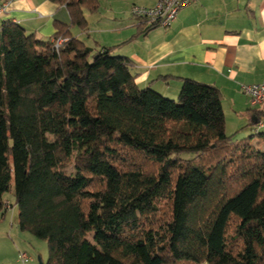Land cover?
<instances>
[{
	"label": "trees",
	"instance_id": "trees-1",
	"mask_svg": "<svg viewBox=\"0 0 264 264\" xmlns=\"http://www.w3.org/2000/svg\"><path fill=\"white\" fill-rule=\"evenodd\" d=\"M49 1L70 15L52 40L0 26V223L14 182L47 264H264V109L233 141L217 86L140 88L121 45L71 33L99 0Z\"/></svg>",
	"mask_w": 264,
	"mask_h": 264
},
{
	"label": "crops",
	"instance_id": "crops-1",
	"mask_svg": "<svg viewBox=\"0 0 264 264\" xmlns=\"http://www.w3.org/2000/svg\"><path fill=\"white\" fill-rule=\"evenodd\" d=\"M159 1L99 0L95 15L84 10L91 27L71 33L90 47L121 45L115 54L134 62L132 74L142 89L177 99L183 79L213 84L223 93L225 116L230 109L236 119L251 120L241 86L264 80V0H204L181 10L169 28L146 31L150 25L133 17L131 8H152ZM6 20L49 41L57 33L55 22L69 24L70 15L49 0H12L0 26Z\"/></svg>",
	"mask_w": 264,
	"mask_h": 264
},
{
	"label": "rangeland",
	"instance_id": "rangeland-1",
	"mask_svg": "<svg viewBox=\"0 0 264 264\" xmlns=\"http://www.w3.org/2000/svg\"><path fill=\"white\" fill-rule=\"evenodd\" d=\"M4 1V0H3ZM95 15V13H91ZM94 24H92L93 27ZM91 27L90 23L87 24V28ZM93 29V28H91ZM91 47H95V44ZM250 103V102H249ZM252 109L262 110V106L250 107ZM247 109V108H245ZM234 111V110H233ZM238 117L237 119L231 115L230 109L226 114V133L232 137L233 141H242L248 138L252 131L249 118ZM264 118V116H262ZM257 147V142L255 143ZM69 174L74 173V168L71 165L67 168ZM5 201L8 204L13 205L12 208H7L5 214V220L0 223V264H25L23 263L19 255L26 253L30 261L26 264H47L49 259V247L45 240H40L33 236L29 232L21 230L18 222V209L15 205L14 196V182L11 184V191L5 194Z\"/></svg>",
	"mask_w": 264,
	"mask_h": 264
},
{
	"label": "built area",
	"instance_id": "built-area-1",
	"mask_svg": "<svg viewBox=\"0 0 264 264\" xmlns=\"http://www.w3.org/2000/svg\"><path fill=\"white\" fill-rule=\"evenodd\" d=\"M12 0H4L0 6V14H6ZM204 0H160L156 6L146 8L142 6H132L131 15L139 20L145 21L149 25H157L161 28H169L176 20L179 12L189 6L200 3ZM61 40L55 42V47L59 48ZM242 92L249 98L252 107L262 106L264 109V80L261 83L241 86ZM264 130V118L257 120L254 132ZM23 263L30 261L26 253L19 255Z\"/></svg>",
	"mask_w": 264,
	"mask_h": 264
},
{
	"label": "water",
	"instance_id": "water-1",
	"mask_svg": "<svg viewBox=\"0 0 264 264\" xmlns=\"http://www.w3.org/2000/svg\"><path fill=\"white\" fill-rule=\"evenodd\" d=\"M254 123H257V120H254ZM40 264H43V263L40 261Z\"/></svg>",
	"mask_w": 264,
	"mask_h": 264
}]
</instances>
